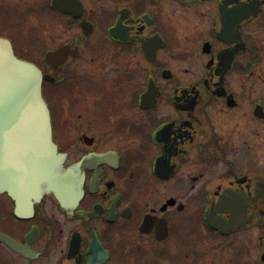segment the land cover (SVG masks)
I'll use <instances>...</instances> for the list:
<instances>
[{
  "label": "flooded vegetation",
  "instance_id": "flooded-vegetation-1",
  "mask_svg": "<svg viewBox=\"0 0 264 264\" xmlns=\"http://www.w3.org/2000/svg\"><path fill=\"white\" fill-rule=\"evenodd\" d=\"M0 40L80 191L0 193V264H264V0H0Z\"/></svg>",
  "mask_w": 264,
  "mask_h": 264
},
{
  "label": "water",
  "instance_id": "water-1",
  "mask_svg": "<svg viewBox=\"0 0 264 264\" xmlns=\"http://www.w3.org/2000/svg\"><path fill=\"white\" fill-rule=\"evenodd\" d=\"M64 162L53 141L42 72L0 40V193L22 204L40 201L46 193L63 204L73 202L79 184Z\"/></svg>",
  "mask_w": 264,
  "mask_h": 264
}]
</instances>
